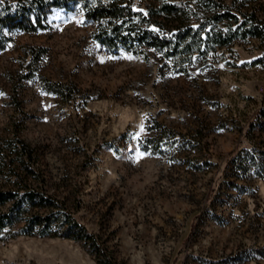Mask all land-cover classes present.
I'll use <instances>...</instances> for the list:
<instances>
[{
    "label": "rangeland",
    "instance_id": "obj_1",
    "mask_svg": "<svg viewBox=\"0 0 264 264\" xmlns=\"http://www.w3.org/2000/svg\"><path fill=\"white\" fill-rule=\"evenodd\" d=\"M94 28L75 7L8 33L0 138L21 118L47 192L116 264H264L253 252L264 246V131L249 125L264 103V46L237 40L180 73L152 48L109 53ZM0 264L98 262L88 244L19 237L0 242Z\"/></svg>",
    "mask_w": 264,
    "mask_h": 264
},
{
    "label": "trees",
    "instance_id": "obj_2",
    "mask_svg": "<svg viewBox=\"0 0 264 264\" xmlns=\"http://www.w3.org/2000/svg\"><path fill=\"white\" fill-rule=\"evenodd\" d=\"M75 7L95 24L91 36L109 53L137 55L152 48L180 73H186L196 58L237 40L254 38L264 46V0H0V51L11 39L9 32L43 30L54 9ZM50 91L72 94L60 84ZM20 119L13 122L11 138H0V242L19 237L73 240L88 244L98 264H116L98 238L47 192L38 157L20 137ZM249 125L264 131V103ZM162 131L174 141L171 133ZM261 154L264 160V150ZM232 160L244 169L260 165L252 155L245 166L235 155ZM253 252L264 258V246Z\"/></svg>",
    "mask_w": 264,
    "mask_h": 264
},
{
    "label": "built area",
    "instance_id": "obj_3",
    "mask_svg": "<svg viewBox=\"0 0 264 264\" xmlns=\"http://www.w3.org/2000/svg\"><path fill=\"white\" fill-rule=\"evenodd\" d=\"M260 92L264 95V88H261Z\"/></svg>",
    "mask_w": 264,
    "mask_h": 264
}]
</instances>
